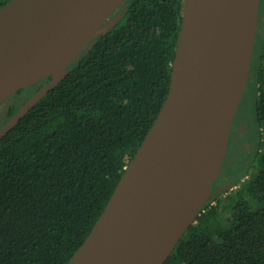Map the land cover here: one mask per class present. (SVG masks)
<instances>
[{
    "label": "trees",
    "instance_id": "trees-1",
    "mask_svg": "<svg viewBox=\"0 0 264 264\" xmlns=\"http://www.w3.org/2000/svg\"><path fill=\"white\" fill-rule=\"evenodd\" d=\"M122 8L0 140V264H67L166 99L183 0H125ZM263 9L260 0L248 83L258 132L250 150L258 153L255 172L204 207L164 264H264ZM50 80L7 99L2 125Z\"/></svg>",
    "mask_w": 264,
    "mask_h": 264
},
{
    "label": "water",
    "instance_id": "water-1",
    "mask_svg": "<svg viewBox=\"0 0 264 264\" xmlns=\"http://www.w3.org/2000/svg\"><path fill=\"white\" fill-rule=\"evenodd\" d=\"M36 0L0 8V104L51 76L0 127V140L68 73L125 0H56L33 42L1 58L14 20ZM260 0H183L164 103L90 233L67 264H164L200 212L235 181L213 189L250 77ZM85 50V51H86ZM220 159L205 161L210 130Z\"/></svg>",
    "mask_w": 264,
    "mask_h": 264
},
{
    "label": "rangeland",
    "instance_id": "rangeland-1",
    "mask_svg": "<svg viewBox=\"0 0 264 264\" xmlns=\"http://www.w3.org/2000/svg\"><path fill=\"white\" fill-rule=\"evenodd\" d=\"M118 9L115 11L113 17L108 22L107 28L99 34H104L106 31H108L119 18V16L123 13V8L119 10ZM260 19L259 29L260 32L264 33V9L261 11ZM248 83L241 97L239 107L233 120L231 132L228 138L227 152L221 165V172H223L219 173V175L224 174V176L233 177L234 181H244L252 176V173L255 171L251 168V165L258 161V153L251 154L250 152V150L253 149V141L255 140V138H257L258 132L256 131L254 122V96L250 94ZM7 106L8 100L0 104V127L2 126V118ZM247 138L249 139V141L247 140ZM261 151L263 152L264 149H261ZM237 187L238 185L234 184L232 188L223 192L222 198L224 199V197H226L228 194L235 191ZM230 206H232V203H230ZM229 213L230 210H226L224 212V216L229 217Z\"/></svg>",
    "mask_w": 264,
    "mask_h": 264
},
{
    "label": "bare ground",
    "instance_id": "bare-ground-1",
    "mask_svg": "<svg viewBox=\"0 0 264 264\" xmlns=\"http://www.w3.org/2000/svg\"><path fill=\"white\" fill-rule=\"evenodd\" d=\"M55 2L56 0H36L14 20L6 36L1 58L15 56L33 42L35 35L44 23L47 11L53 7ZM107 26L108 23L101 29L100 33ZM222 153L223 138L215 129H211L205 161L214 164L220 159Z\"/></svg>",
    "mask_w": 264,
    "mask_h": 264
},
{
    "label": "flooded vegetation",
    "instance_id": "flooded-vegetation-1",
    "mask_svg": "<svg viewBox=\"0 0 264 264\" xmlns=\"http://www.w3.org/2000/svg\"><path fill=\"white\" fill-rule=\"evenodd\" d=\"M229 182H230L229 176L227 177V176H224V174H221V175H219V178H217V180L214 182L213 189L215 190L217 187L225 185Z\"/></svg>",
    "mask_w": 264,
    "mask_h": 264
}]
</instances>
